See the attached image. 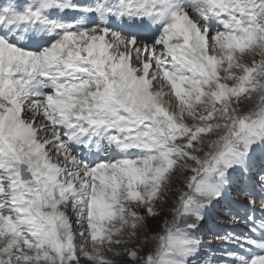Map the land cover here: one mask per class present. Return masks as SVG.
<instances>
[{"label":"snow or ice","instance_id":"snow-or-ice-1","mask_svg":"<svg viewBox=\"0 0 264 264\" xmlns=\"http://www.w3.org/2000/svg\"><path fill=\"white\" fill-rule=\"evenodd\" d=\"M124 257L264 264V0H0V264Z\"/></svg>","mask_w":264,"mask_h":264},{"label":"rangeland","instance_id":"rangeland-1","mask_svg":"<svg viewBox=\"0 0 264 264\" xmlns=\"http://www.w3.org/2000/svg\"><path fill=\"white\" fill-rule=\"evenodd\" d=\"M151 226H152V229L154 230V227L156 226V223L153 221ZM152 235H153L152 232H150L149 233V242L151 244H154V241L151 242ZM117 264H121V261H120L119 258H117ZM123 264H127V258L126 257L123 258Z\"/></svg>","mask_w":264,"mask_h":264}]
</instances>
